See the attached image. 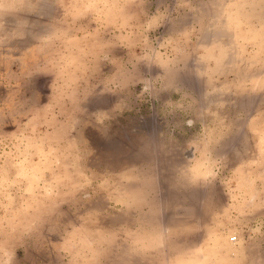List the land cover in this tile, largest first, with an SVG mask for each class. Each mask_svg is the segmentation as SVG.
<instances>
[{"label":"rangeland","instance_id":"374dc122","mask_svg":"<svg viewBox=\"0 0 264 264\" xmlns=\"http://www.w3.org/2000/svg\"><path fill=\"white\" fill-rule=\"evenodd\" d=\"M0 264H264V0H0Z\"/></svg>","mask_w":264,"mask_h":264}]
</instances>
